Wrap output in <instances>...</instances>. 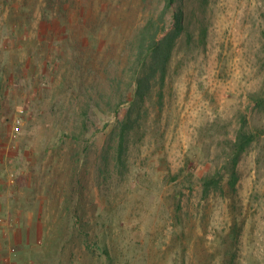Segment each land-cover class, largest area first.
Segmentation results:
<instances>
[{
    "label": "rangeland",
    "instance_id": "1",
    "mask_svg": "<svg viewBox=\"0 0 264 264\" xmlns=\"http://www.w3.org/2000/svg\"><path fill=\"white\" fill-rule=\"evenodd\" d=\"M0 264H264V0H0Z\"/></svg>",
    "mask_w": 264,
    "mask_h": 264
},
{
    "label": "trees",
    "instance_id": "2",
    "mask_svg": "<svg viewBox=\"0 0 264 264\" xmlns=\"http://www.w3.org/2000/svg\"><path fill=\"white\" fill-rule=\"evenodd\" d=\"M180 17L177 18V22L179 26L180 24ZM166 40V39H164ZM162 39H159L157 37V34L153 35L150 43L148 46H143L141 50V56L138 58V68L135 70V82H134V95L138 94L140 92V89L144 82H146L149 79V76H147L149 73L153 75L161 74V76L164 78L166 74L167 65L171 56L172 46L173 42H166ZM173 41V40H172ZM151 66V71L145 74L144 76L142 73H144L145 68ZM119 109L117 110V112ZM128 131V126L123 127L122 133H121V140L124 142L126 140V135ZM255 135L245 131L242 132L239 136V140L236 143V150H235V157H234V164L237 165L240 156L242 153L247 149V147L250 145L252 140L254 139ZM236 167V166H235ZM234 167V171L232 173L233 175V184H236V181L238 179V173L236 168ZM210 183V182H209Z\"/></svg>",
    "mask_w": 264,
    "mask_h": 264
},
{
    "label": "built area",
    "instance_id": "3",
    "mask_svg": "<svg viewBox=\"0 0 264 264\" xmlns=\"http://www.w3.org/2000/svg\"><path fill=\"white\" fill-rule=\"evenodd\" d=\"M15 130H20V125H19V121L17 122V124L15 125Z\"/></svg>",
    "mask_w": 264,
    "mask_h": 264
}]
</instances>
